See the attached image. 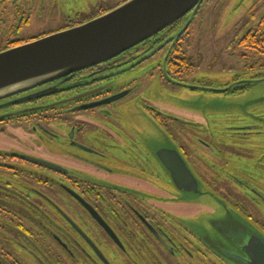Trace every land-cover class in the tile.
Returning a JSON list of instances; mask_svg holds the SVG:
<instances>
[{"label":"flooded vegetation","instance_id":"1","mask_svg":"<svg viewBox=\"0 0 264 264\" xmlns=\"http://www.w3.org/2000/svg\"><path fill=\"white\" fill-rule=\"evenodd\" d=\"M125 1L68 18L55 31ZM263 7L264 0L254 1L234 26L232 41L249 33L264 38ZM194 15L100 63L0 100V133L20 134L16 149L0 150V204L8 199L18 207L12 214L17 224L0 229V264H230L183 222V193L162 157L166 149L179 151L203 178L202 171L218 170L231 184L232 175L236 206L264 229V190L223 164L221 149L200 122L168 115L167 103L141 86L148 79L157 80L159 91L169 83L231 94L252 85L218 89L186 82L192 72L184 57H193L188 21ZM260 49L254 54L263 59ZM258 59L252 67L262 64ZM34 93L44 95L3 105ZM131 109L143 116H129ZM259 127L231 129L250 135Z\"/></svg>","mask_w":264,"mask_h":264},{"label":"rangeland","instance_id":"2","mask_svg":"<svg viewBox=\"0 0 264 264\" xmlns=\"http://www.w3.org/2000/svg\"><path fill=\"white\" fill-rule=\"evenodd\" d=\"M119 1L10 0L0 6V46L17 39H30L45 32L51 33L62 27L68 18L81 19L99 7L115 6ZM254 1L204 0L202 7L192 17L187 35L193 44V57H188L190 67L186 70L192 74L185 78L186 82L219 89L227 84L241 85L251 81L250 87L244 91L225 94L212 89L191 90L169 83L164 87L165 91H159L157 80L148 79L141 86L148 94L156 92L167 103L168 115L200 122L210 135L209 141L216 149H221L223 164L237 176L252 181L256 187L264 190V58L261 65L252 67L258 59L255 51L250 47H235L231 44L238 30L234 26L245 17ZM263 12L264 7L260 16ZM23 22L25 25L20 30ZM247 65L249 68H246ZM138 113L131 109L129 116H143ZM252 124L260 126L258 130L261 132L238 135L236 130L231 129ZM151 133H154L152 128ZM19 135L16 132L0 133V150L16 149ZM191 136L193 133L189 137ZM238 138L241 140L234 141ZM214 158L210 157L211 160H218ZM218 172L215 170L206 174L202 171L207 179L199 174L203 181L200 185L202 192L182 195L180 212L183 222L199 239L206 238L207 235L216 240L224 239L215 222L226 218L229 211L246 223L248 219L253 221L236 206L239 196L232 189H237L238 185L232 175L229 177L232 183L229 184ZM259 208L264 211V204L259 205ZM237 211L245 217H241ZM259 217L264 221V214Z\"/></svg>","mask_w":264,"mask_h":264},{"label":"water","instance_id":"3","mask_svg":"<svg viewBox=\"0 0 264 264\" xmlns=\"http://www.w3.org/2000/svg\"><path fill=\"white\" fill-rule=\"evenodd\" d=\"M203 1L127 0L77 26L1 50L0 100L109 59L188 13L194 15ZM41 95L44 93H34L3 105ZM162 157L183 194L202 192L200 185L203 181L179 151L166 149ZM215 226L224 239L216 240L207 235L202 240L230 264H264V230L259 225L249 219L246 223L229 211L226 218L215 222Z\"/></svg>","mask_w":264,"mask_h":264},{"label":"trees","instance_id":"4","mask_svg":"<svg viewBox=\"0 0 264 264\" xmlns=\"http://www.w3.org/2000/svg\"><path fill=\"white\" fill-rule=\"evenodd\" d=\"M8 1H10V0H0V6L2 4L7 3ZM24 25H25V23L23 22L22 25L19 27L20 30L22 29V27ZM26 41H30V40L29 39H26V40H22V39L14 40V41L8 43L5 46H0V51L4 50L6 48H9L11 46L26 42ZM231 44H232V46H235V47L236 46H243L245 48H249L250 47L252 49H255V53L256 54H259L260 52H256V50H261L260 48H264V38L262 36L249 33V34H247L245 36H241V37L237 36L235 38V40H233L231 42ZM262 60L263 59L259 58L258 59V63H261ZM188 61H189L188 57H184V63L185 64H189ZM16 208H18V207L16 205H14V204H10L8 199H7V202L5 204H0V228L1 229H3L4 226L6 228L10 229L11 227H13L12 225H16L17 224V219H15V214L12 215L14 213V211L16 210Z\"/></svg>","mask_w":264,"mask_h":264}]
</instances>
